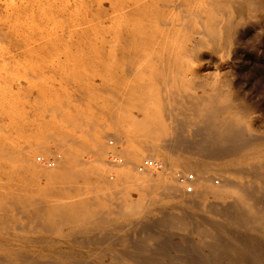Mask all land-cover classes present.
<instances>
[{"label": "bare ground", "instance_id": "6f19581e", "mask_svg": "<svg viewBox=\"0 0 264 264\" xmlns=\"http://www.w3.org/2000/svg\"><path fill=\"white\" fill-rule=\"evenodd\" d=\"M189 1L0 3V264H157L168 258L157 245L169 229L188 232L207 264H264L252 234L264 238V134L253 131L225 82L234 68L225 60L227 76H216L214 60L230 54L238 25L252 8L264 10V0L182 6ZM18 41L30 44L10 46ZM36 42L45 55L62 43L70 45H61L65 54L82 51L75 55L83 61L98 54L103 83L116 70V84L93 86L90 77L101 70L84 71L81 62V87L55 83L66 57H55L56 68H37V59L34 71L18 72V53ZM16 74L45 79L29 77L22 87ZM104 90L112 97L100 103ZM36 152L54 164L39 163ZM148 155L159 166L138 170ZM185 170L195 177L190 193ZM214 174L220 183L211 182ZM94 229L96 236L68 238Z\"/></svg>", "mask_w": 264, "mask_h": 264}, {"label": "rangeland", "instance_id": "374dc122", "mask_svg": "<svg viewBox=\"0 0 264 264\" xmlns=\"http://www.w3.org/2000/svg\"><path fill=\"white\" fill-rule=\"evenodd\" d=\"M193 1H197V2H193ZM199 0H192V1H189V4L187 3V5L186 4H184V5H182L183 7H187L188 5H189V7H190V4H191V7L190 8H192V7H194V4H198L200 1H203V0H200L199 2H198ZM3 2H4V0H0V3L1 4H3ZM100 2H101V0H97V2H96V0H91V7H93V8H96V6L97 5H99L100 4ZM97 3V4H96ZM99 3V4H98ZM195 6H197V5H195ZM98 7V6H97ZM189 7H187V8H189ZM2 9V8H1ZM0 9V18L1 17H3V15H6V13H5V10H1ZM252 10H253V8H252ZM252 10L245 16V20H244V22H243V24L242 23H240L239 25H238V27H237V31L234 33V36H233V38L234 39H236L234 42H233V44H234V46H233V44H232V49H231V51L229 52L230 54H224L225 55V57L222 55V57H224V61H222V57H220L219 58V56H216L217 57V59H216V57L214 58V60L218 63V68H220V67H222V68H220V69H218L217 68V70L215 71L216 72V76H220V77H222V78H224L225 76H224V74L227 76V72H229V70L231 71V69H233L234 68V72H236L235 73V75H234V72H232L233 73V75H234V81H232L233 79V76H231L232 78H230V75H232V73L230 74L229 73V75H228V77H226V78H229V79H225V82L227 83V86L228 87H230L229 89H230V91L232 92V94L234 95V99H235V102L236 103H238V104H241V105H243V106H245L246 107V110H247V112H248V114H249V116H250V119H249V123H250V125H251V127H252V129H253V131L255 132V133H258L259 135H263L264 134V10L263 9H261L260 11H253L252 12ZM2 12H3V14H2ZM252 12V13H251ZM5 13V14H4ZM252 14V15H251ZM207 16L209 15L208 13L206 14ZM249 15L251 16V17H249ZM206 16V18H208ZM210 16V15H209ZM247 18V19H246ZM204 20V22H210L211 21V19L210 18H208V20H206L205 18H203ZM0 20H2V19H0ZM202 19H200L199 21H201ZM202 22V21H201ZM242 22V21H241ZM240 26H241V29H240ZM48 28V27H47ZM46 28V29H47ZM239 28V29H238ZM44 30H45V28H44ZM236 35V36H235ZM34 36H31V38H33ZM75 38V37H74ZM63 39H66V37L65 38H63ZM62 38H61V40H63ZM233 39V40H234ZM24 40V39H23ZM27 41H18V43H14V44H11L10 46H14V47H21V46H25V44L26 45H29L28 43H26ZM23 44V45H22ZM33 44V43H32ZM36 44L38 45V44H40L41 45V43L40 42H36V43H34L33 45H34V48H33V50H31L30 52H28V53H26V52H20V53H18V57L20 58V63H19V65H18V67L17 68H19L17 71L19 72L20 70V72H22V71H26V70H29L30 69V67H31V69L29 70V71H34L35 69H36V67L38 68V67H44V64L45 65H51L52 64V66L54 67L55 66V64L57 63V58H58V60H59V58H60V60H62L61 58H65L66 57V60L65 61H61V62H64V64L66 65L67 63H68V61H67V58H69L68 60L70 61H72L73 60V58H74V60H73V63H72V65H71V61H70V63H69V67H68V64L65 66H63L62 64H60V63H58L56 66H57V68H58V70H56L55 69V71H56V76H53V79H54V81H55V83H60V84H65V85H63L64 87H66V88H76V87H81L82 86V84H81V82L80 81H78L79 80V78H78V76L81 74V73H78V72H82L83 70L84 71H93V70H97V69H99V70H101V73H98V71H96L97 73L95 74V75H93V76H91L90 78H91V80H92V83H93V86H102L105 82H104V80H102V76H103V79H104V74L106 73L105 71L107 70V69H105L104 68V72L102 71L103 70V66L104 65H101V63L100 62H102L103 60H102V58H100L99 57V55L97 54H95V56H94V54H91V58L89 59V58H87V59H84V61L80 58V57H82L83 55H85V54H83L82 53V51L80 52H78V53H81L80 55H82V56H80L79 58L80 59H78V56H76L75 55V53H77V52H72V56H71V53H70V55H68L67 53L65 54V52H67V51H65V49L68 47V46H70V45H67V44H64V43H62V44H58V47H57V44L55 45L58 49L56 50V51H60L59 53H57L56 51H55V49L56 48H54V50H53V53L54 54H56L57 56H54V54H52V53H50V52H52V50L50 49V48H53V46L54 45H50V46H52V47H50L49 46V49H50V52H49V54L50 55H47V53L48 52H46V55H45V52H43V51H39L41 48H39V47H41V46H36ZM63 44H64V47L66 46V48H63L62 46H63ZM237 44H238V47H236L237 46ZM62 45V46H61ZM36 46V47H35ZM54 46V47H55ZM61 46V47H60ZM85 46V47H84ZM84 46L82 45V48L83 49H85L86 48V50L88 49L87 47L89 46L87 43H86V45L84 44ZM233 47H235V48H233ZM59 48H61L60 50H59ZM237 48H238V50H237ZM234 49V50H233ZM232 50H233V52H232ZM62 51V52H61ZM235 51H237V52H235ZM33 52H34V54H33ZM39 52V53H38ZM232 52V53H231ZM69 53V52H68ZM77 53V54H78ZM52 54V55H51ZM61 54V55H60ZM87 54V53H86ZM236 54V55H235ZM79 55V54H78ZM231 55V56H230ZM53 56H54V58H53ZM75 56V57H74ZM221 56V55H220ZM228 56V57H227ZM234 56V57H233ZM41 57V58H40ZM55 57H57V58H55ZM227 57V58H226ZM229 57H231V58H229ZM233 57V58H232ZM78 59V61L76 60L75 61V59ZM234 58H236V59H234ZM38 59V61L37 62H39V65H41V66H39L37 63H36V60ZM40 59V60H39ZM53 59V60H52ZM221 59V60H220ZM52 60V61H51ZM82 60V61H81ZM228 62V64H227V62ZM229 60V61H228ZM46 61V62H45ZM75 61V62H74ZM99 61V62H98ZM213 62L214 64H217L216 62ZM220 61V62H219ZM231 61V62H230ZM60 62V61H59ZM67 62V63H66ZM79 62H81V64H82V69H80L81 67H79V66H81L80 65V63ZM34 63H36V67H35V65H34ZM41 63V64H40ZM54 63V64H53ZM75 63H77V64H75ZM79 63V64H78ZM226 63V64H225ZM59 64L60 65H62L61 67L59 66ZM73 64H74V66H73ZM102 64H104L103 62H102ZM221 66H220V65ZM76 65H79L78 67L76 66ZM226 65H228V67L226 66ZM33 66V67H32ZM56 66H55V68H56ZM72 66V67H71ZM229 68V70L228 71H226L225 72V70H227V68ZM59 67L61 68V70L62 71H64V72H60L61 70H59ZM68 67V68H67ZM231 67V68H230ZM35 68V69H34ZM78 68V69H77ZM225 68V69H224ZM32 69H34V70H32ZM71 70L72 71V73H69L68 74V71L67 70ZM218 70H220V71H218ZM222 70V71H221ZM223 70H224V72H223ZM83 71V72H84ZM114 74H113V73ZM58 73H61V74H58ZM64 73H66V74H64ZM111 73V77H115V73H116V75H117V73L118 74H120V72L119 71H116V70H113V71H111L110 72ZM219 73V74H218ZM218 74V75H217ZM237 74V75H236ZM17 75V74H16ZM15 75V77H17V76H19V77H17L18 79H16L15 77V81H18V82H16V83H19L22 87L24 86V85H26L27 86V82H25V80L26 81H28V78L29 77H31V78H33V77H35L36 75H32V76H26V77H28V78H24V76H23V78L18 74L17 76ZM114 75V76H113ZM135 75H137V73L135 74H133L132 76H135ZM39 77H42L41 75H38ZM38 76L37 77H35L36 78V80H39V79H41V78H38ZM44 77V76H43ZM42 77V79H45V78H43ZM72 77V78H71ZM99 77V78H98ZM119 76L117 75V78H118ZM237 77V78H236ZM30 78V79H31ZM34 78V79H35ZM38 78V79H37ZM47 78V77H46ZM63 78H68V81H64V83H63V81L61 80V79H63ZM112 78V80L114 81V83H112L113 85L114 84H116V80H117V78L115 79H113ZM41 79V80H42ZM48 79V78H47ZM14 80V79H13ZM111 80V81H112ZM227 80H228V82H230V83H228L227 82ZM230 80V81H229ZM14 81V82H15ZM32 81H33V79H32ZM35 81V80H34ZM111 81H110V85H112L111 84ZM29 82H30V80H29ZM99 82H101L100 84H99ZM104 82V83H103ZM233 82V83H232ZM234 82L235 83H237V84H234ZM85 83H87V82H85ZM29 84V83H28ZM108 84V85H109ZM105 85V86H104ZM102 87H106L107 85L106 84H104ZM110 85L109 86H107L108 88L110 87ZM230 85V86H229ZM25 87V86H24ZM84 87H85V85H84ZM112 87H115V86H112ZM102 89V88H101ZM200 91H201V89H200ZM109 91H107V93L105 92V90L104 91H102V93H104V95L105 96H107L106 98H105V96L104 95H102V93H101V95L103 96H101V98H104V99H102L101 100V98H100V103H101V101L102 102H105L106 101V99L107 98H109V100L111 99L110 97H112V95L110 94V93H108ZM110 94V95H109ZM113 94H115V93H113ZM89 95H90V93L88 92H86V98H88L89 97ZM108 99H107V102L109 101ZM86 101V100H85ZM74 102H72L71 104H73ZM103 104V103H102ZM111 111L112 110V112H111V114H113L114 115V113L113 112H115L116 111V109H108V111ZM109 111V112H110ZM116 113V112H115ZM111 138H112V136H111ZM106 139H108L107 141H108V144H109V140L110 141H112L111 139H110V137L108 136V138H106ZM113 141H114V143H115V140L113 139ZM112 141V142H113ZM264 141V140H263ZM113 143V144H114ZM109 145H112V143L111 144H109ZM117 147H120V144H118L117 145ZM37 154V155H36ZM54 155H56V154H52V155H50V156H47V158H50L51 156H54ZM37 156H41V157H44L40 152H36L35 153V157L37 158ZM118 156V155H117ZM250 156V159H254V158H256V156L254 155V154H252V155H249ZM248 156V157H249ZM119 157V156H118ZM150 156L148 155V156H146L144 159H146V158H149ZM152 157V156H151ZM150 157V159H154L153 157L151 158ZM120 159H121V157H119ZM230 158H232L231 156H226V157H224L223 159H221V161L223 162V161H225V160H228V159H230ZM36 160V159H35ZM37 161V160H36ZM220 161V160H219ZM220 161V162H221ZM40 163V162H39ZM140 163H142V162H137V166L140 164ZM185 172H191V170H185ZM263 174V176H264V171L262 172ZM212 178H211V182L213 183V184H218V183H220V176L218 175V174H214V175H212L211 176ZM218 180V183H216V181ZM183 190V189H182ZM186 194V196H191V194H187V193H185ZM132 195L133 196H135V193H132ZM72 229H74V231L76 230L75 229V227L74 228H72ZM103 232H105V231H112V230H115V231H117L118 230V227L117 226H105L104 228H102L101 229ZM166 231V232H165ZM171 231H172V233H171ZM176 231V232H175ZM233 232H236L235 230H232ZM99 231L98 230H96V229H94V230H91V231H87V232H84V233H77V232H74L71 236H69L68 238L69 239H71V240H84V239H86V238H88V237H92V236H96V234L98 233ZM124 232H125V235H127L128 234V229H124ZM123 232V233H124ZM169 232V233H168ZM180 233V234H178V233ZM165 233V236H162V241L164 242V240H165V244L163 243V244H161V245H157V246H162L163 247V245L165 246L164 248L165 249H167V257L168 258H166V259H164V261L162 260V261H160V262H158L157 264H207V262L204 260V259H202V254H200V251L199 250H197L196 249V247H194V245H193V242H192V240H191V238H190V235H189V233L188 232H179V231H177V230H175V229H169V230H164L163 231V234ZM168 235H167V234ZM170 234H172V235H170ZM182 234V236H180ZM187 234V235H186ZM252 234H253V236L254 235H257L258 236V238H257V236H254L253 238L256 240V241H258L260 244H261V246L263 247L264 246V238L263 237H261V236H259L258 235V233L256 232V231H253L252 232ZM170 235V236H169ZM179 235V236H178ZM182 237H183V239L184 240H182ZM184 237H186V238H184ZM58 238H64L63 236H61V235H58ZM164 238V239H163ZM189 238V239H188ZM181 240V241H180ZM185 240H187L186 242H185ZM168 241V242H167ZM185 243H183V242ZM168 245V246H167ZM185 245V246H184ZM188 247H187V246ZM70 246H76V245H70ZM79 246H82V245H79ZM98 246V245H97ZM123 246H125V245H123V244H115L113 247H116V248H122ZM147 247V246H146ZM152 247H153V245H152ZM155 247V246H154ZM150 248H151V245H150ZM184 248H185V250H184ZM179 250V251H178ZM190 250V251H189ZM197 250V251H196ZM184 251H185V253H184ZM192 251V252H191ZM190 252V253H189ZM149 254H152V253H150V252H147L146 253V255H149ZM177 254V255H176ZM182 254V255H181ZM193 254V255H192ZM199 254V255H198ZM189 255V256H188ZM175 256V257H174ZM183 257V259H181ZM191 259H190V258ZM184 258H186L185 260H184ZM197 259V260H196ZM199 259H201V260H199ZM168 260V261H167ZM195 260V261H194ZM165 262V263H164ZM190 262V263H189ZM193 262V263H192ZM231 264H235V262H231Z\"/></svg>", "mask_w": 264, "mask_h": 264}, {"label": "built area", "instance_id": "2783aa9c", "mask_svg": "<svg viewBox=\"0 0 264 264\" xmlns=\"http://www.w3.org/2000/svg\"><path fill=\"white\" fill-rule=\"evenodd\" d=\"M36 160L40 163L46 164L48 166H52L54 164V161L52 159H45L41 156H37ZM159 164L154 161L153 159L146 158L138 165V170H141L145 167H157ZM194 174L192 172H188L184 177V189L186 192H192L193 191V185L192 182L194 180Z\"/></svg>", "mask_w": 264, "mask_h": 264}]
</instances>
